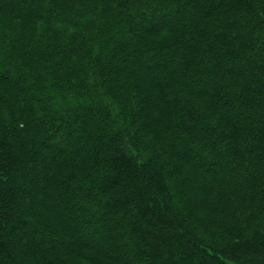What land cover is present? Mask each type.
<instances>
[{
  "label": "trees",
  "instance_id": "1",
  "mask_svg": "<svg viewBox=\"0 0 264 264\" xmlns=\"http://www.w3.org/2000/svg\"><path fill=\"white\" fill-rule=\"evenodd\" d=\"M0 264H264V0H0Z\"/></svg>",
  "mask_w": 264,
  "mask_h": 264
},
{
  "label": "rangeland",
  "instance_id": "2",
  "mask_svg": "<svg viewBox=\"0 0 264 264\" xmlns=\"http://www.w3.org/2000/svg\"><path fill=\"white\" fill-rule=\"evenodd\" d=\"M153 99H154V97H151V100H153ZM57 211L60 212L58 208H57ZM60 213H61V212H60ZM95 238H96V237H95ZM96 240H97V241H96V244H98V245L100 244V245H103V246H108V244L103 243V242H100L99 239L96 238Z\"/></svg>",
  "mask_w": 264,
  "mask_h": 264
}]
</instances>
